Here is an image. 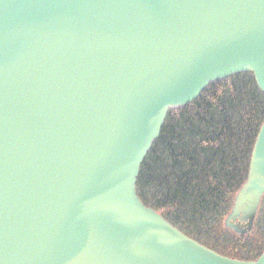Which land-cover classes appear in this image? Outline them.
Masks as SVG:
<instances>
[{
  "label": "water",
  "instance_id": "water-1",
  "mask_svg": "<svg viewBox=\"0 0 264 264\" xmlns=\"http://www.w3.org/2000/svg\"><path fill=\"white\" fill-rule=\"evenodd\" d=\"M242 72L264 92V0H0V264H264L137 193L169 110ZM263 195L264 121L228 226Z\"/></svg>",
  "mask_w": 264,
  "mask_h": 264
},
{
  "label": "trees",
  "instance_id": "trees-1",
  "mask_svg": "<svg viewBox=\"0 0 264 264\" xmlns=\"http://www.w3.org/2000/svg\"><path fill=\"white\" fill-rule=\"evenodd\" d=\"M264 120V92L253 73L210 83L191 103L168 112L141 165L137 192L188 236L241 260L264 251V203L252 231L226 225L247 179L252 149ZM257 224V225H256ZM254 241L257 247L248 249Z\"/></svg>",
  "mask_w": 264,
  "mask_h": 264
},
{
  "label": "rangeland",
  "instance_id": "rangeland-1",
  "mask_svg": "<svg viewBox=\"0 0 264 264\" xmlns=\"http://www.w3.org/2000/svg\"><path fill=\"white\" fill-rule=\"evenodd\" d=\"M264 203V199H263V202ZM264 219V218H263ZM257 225V224H256ZM257 230L259 233H261L262 231H264V226H262L261 224L257 225ZM246 247H248V249H254L256 248L257 246L254 245V241L251 240V242H249L248 244H246Z\"/></svg>",
  "mask_w": 264,
  "mask_h": 264
},
{
  "label": "flooded vegetation",
  "instance_id": "flooded-vegetation-1",
  "mask_svg": "<svg viewBox=\"0 0 264 264\" xmlns=\"http://www.w3.org/2000/svg\"><path fill=\"white\" fill-rule=\"evenodd\" d=\"M240 217L241 216H239V219H237L235 222H237V224H239V226H243L244 223L242 222V220L240 219Z\"/></svg>",
  "mask_w": 264,
  "mask_h": 264
}]
</instances>
